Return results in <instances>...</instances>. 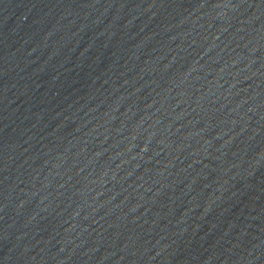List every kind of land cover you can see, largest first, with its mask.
Returning <instances> with one entry per match:
<instances>
[{"label":"water","instance_id":"obj_1","mask_svg":"<svg viewBox=\"0 0 264 264\" xmlns=\"http://www.w3.org/2000/svg\"><path fill=\"white\" fill-rule=\"evenodd\" d=\"M0 264H264V0H0Z\"/></svg>","mask_w":264,"mask_h":264}]
</instances>
